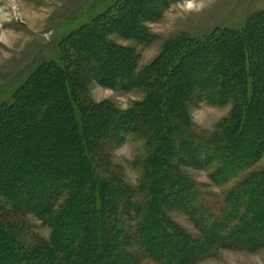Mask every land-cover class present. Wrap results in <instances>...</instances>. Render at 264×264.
I'll list each match as a JSON object with an SVG mask.
<instances>
[{
    "label": "trees",
    "instance_id": "trees-1",
    "mask_svg": "<svg viewBox=\"0 0 264 264\" xmlns=\"http://www.w3.org/2000/svg\"><path fill=\"white\" fill-rule=\"evenodd\" d=\"M128 2H122L114 11L102 14L93 23L72 33L66 39L62 61L40 66L16 93L14 101L0 106V169L6 173L0 179V187L4 186L0 188V264H54L58 259L63 260L61 264L117 262L123 238L110 233L114 231L110 224L112 217H118L120 212L123 214L125 207L134 209L137 221L142 223L139 231L145 233L143 247L146 246V252H153L154 246L160 247L157 240H164L163 235H154L158 222L156 212L162 206L160 200L167 189L160 184L168 180L167 187L173 196H179L173 197L179 203L183 204L187 197L183 173L178 169V174L172 175L171 164L186 156L197 166L214 164L211 178L220 184L247 166L256 165L261 156L264 149V39L259 37V32L264 31V11L243 30L222 31L217 28L203 40L178 38L166 45L154 63L140 71L134 58L124 56L122 51L103 42L117 24L122 31L125 28L139 33L137 39L140 42L151 41L152 36L135 25L138 1ZM125 5L130 8L128 13L124 12ZM100 45L107 52L103 60L95 55L101 65L119 59L108 67V73H112L107 77L111 86L126 91L141 90L146 95L145 100L127 114L110 120L114 119L113 125L121 126L124 132H140L152 140L149 142L151 162L145 169L147 180L151 181L150 190L155 196L150 205L133 201V193L128 188L117 187L98 177L102 142L107 138L103 131L111 122L102 117L111 115H101L102 119H98L102 122L100 125L97 120L93 121L100 110L84 96L83 89L87 85V76L94 72L89 57ZM181 70L187 72L185 74L193 84L200 75L209 80L197 91L203 94L202 100L212 105L215 102L218 105L233 104L230 118L209 138L192 135L187 106L188 89L192 84L189 80L181 84L171 80ZM212 77L215 81L211 83ZM99 78L103 77L100 75ZM20 126L19 137L15 133ZM43 127L64 131L74 143L72 149L67 150L76 159L72 171L46 165L56 152H61L53 141L46 149H40L41 142L50 140ZM19 140L20 147L11 151V145ZM183 147L187 149L182 152ZM199 148L203 149L202 153L196 152ZM174 152L178 159L172 155ZM85 168L87 176L84 177L80 172ZM20 169L26 172L22 173ZM89 175L92 178L89 179ZM78 178L85 179L80 182V187L74 182ZM83 189L87 194L81 197ZM237 191L240 193H235ZM184 195L186 197L182 198ZM124 197L125 200H121ZM192 200L185 202L186 208L202 210ZM262 200L264 171L247 174L237 190L226 194L223 209L224 213L229 210V218L237 219L234 230L247 226L245 221L255 214L258 218L252 222L254 227L251 226L250 230L264 232ZM77 206L80 211L73 213L72 209ZM148 206L150 208L146 209ZM29 210L39 214L47 224H52V235L48 240L44 238L30 245L22 243L19 223L23 228L29 221L24 217L26 223L15 222L12 217ZM142 210H145L144 214L138 217ZM75 217L79 221L76 222ZM107 229H111L108 234ZM256 238L255 235L240 236L238 240L246 244L259 242Z\"/></svg>",
    "mask_w": 264,
    "mask_h": 264
},
{
    "label": "rangeland",
    "instance_id": "rangeland-1",
    "mask_svg": "<svg viewBox=\"0 0 264 264\" xmlns=\"http://www.w3.org/2000/svg\"><path fill=\"white\" fill-rule=\"evenodd\" d=\"M124 1L129 3L128 0H0V106L12 103L16 93L30 80L40 66L52 61H62L66 39L72 33L93 23L102 14L112 9L114 11ZM137 1L135 25L139 30L149 33L152 36L151 41L142 43L137 39L139 33L125 28L122 31L121 26L117 24L115 28H111L103 42L119 49L124 56L134 58V64L137 63L140 71H144L154 63L162 55L166 45L178 38L189 37L194 40H203L210 37L217 28L222 31L243 30L253 21L252 19L264 11V0H211V5L205 7H201V0H141V3ZM124 9V12L130 10L126 5ZM259 37L264 39V31L259 32ZM95 55L103 60L107 52L100 45L97 46L95 52L93 51L92 57H89L88 62L92 70L94 67V72L87 76V85L83 93L93 102V106L100 110L97 117L92 119L95 122L97 120L100 125L102 122L98 119L110 120L115 116L119 117L120 114H127L128 110L143 102L146 95L137 89L126 91L119 87H112L107 78L112 74L108 73V67L118 62L119 59L116 58L115 61L101 65V61L97 60ZM255 64L259 65L260 62L255 61ZM185 73L187 72L182 70L176 72L171 78L172 82L186 83L190 77ZM100 75L102 79L99 78ZM189 81L192 85L188 89L187 106L188 122L191 123L193 129L192 135L200 139L204 136L209 138L212 134H216L223 123L230 118L233 104L218 105L219 103L215 102V105H212L202 100L203 94L197 91L201 84L209 81L205 76L200 75L194 84L191 79ZM210 81L214 82L215 78L212 77ZM224 113L227 115L221 118ZM101 115L108 116L101 118ZM259 118H262V114ZM58 120L56 118V121ZM25 121L29 122V119ZM25 121L23 122L26 124ZM112 121L103 131L107 138L102 142V152L97 169L98 177L106 182H112L117 187L128 188V191L133 193V201L140 200L150 205V202L155 200V196L150 190L151 181L147 180L149 177L145 174V169L151 162L152 148L149 142L152 140L147 134H142L145 138L144 148L134 165H121L113 162L110 156L111 146L123 138L121 133L124 130L121 126L118 127L119 125H113ZM194 123L201 127L194 126ZM43 128L46 129L50 140L41 142L40 149H46L52 144L50 141H53L61 152H56L54 158L46 165L52 168L59 167L62 171H72L76 159L68 154L67 150L72 149L74 143L69 140L64 131ZM101 128L103 130V124ZM19 129L21 126L14 133L20 137ZM41 130L43 129L40 128ZM20 141L14 142L9 149L11 151L18 149ZM185 149L187 148L183 147L181 151ZM202 151V148L196 150L199 153ZM177 154L174 152L172 155L178 159ZM260 155L256 165L247 166L240 173L220 184L211 178L212 169L215 168L214 164L209 167L203 164L197 166L188 156L182 161L179 159L174 162L175 166L179 165L178 168L169 162L172 175L178 174V169L183 173V188L187 197L184 195L182 198L186 197L185 202L193 199L195 205L202 210L186 208L185 202L182 204L176 201L175 198L179 196H173L167 187L169 184L166 180L160 184L162 188L167 189L163 193V199L160 200L162 206L156 212L158 226L156 225L157 229L154 231V235H163L164 240L160 241L161 238L157 240L160 247L156 245L153 252H146V246L143 247L145 233L139 231L142 223L137 221L134 209L125 207L123 214L120 212L118 217L113 216L111 219L110 228L114 231L110 232L111 229H107V234L110 232L123 238L118 260L112 264H219L221 256L225 259L230 256L225 249L244 250L264 247V232L255 233L250 230L251 226L254 227L252 222L258 218V215L254 214L250 220H246L247 226L234 230L235 225L233 224L237 219L229 218L227 216L229 210L224 213L223 209L226 205L224 204L226 194L237 190L247 174L264 171V149ZM133 166L139 170V176L132 170ZM20 170L22 173L26 172L25 169ZM80 173L84 177L87 176L86 168ZM5 175L6 173L3 174L0 169V179H3ZM78 179L74 181L76 187H80L85 181V179ZM86 194L83 189L81 197ZM121 200H125V197ZM262 201L264 204V200ZM148 208L150 207L146 209ZM79 209V206L73 208V213L79 212ZM33 210L23 211L16 217H12L15 222L29 221L23 228L19 223V233L24 245H30L44 238L48 240L52 235V224L44 222L39 217L40 215L34 212L36 210ZM144 211H139L138 217H142ZM24 217L27 221L23 219ZM75 220L79 221L76 217ZM114 220L118 221L112 223ZM232 232L235 233L229 238ZM251 235L258 237L256 239L259 242L251 241L246 244L238 240L240 236L243 238ZM62 262L63 260L58 259L54 264Z\"/></svg>",
    "mask_w": 264,
    "mask_h": 264
},
{
    "label": "clouds",
    "instance_id": "clouds-1",
    "mask_svg": "<svg viewBox=\"0 0 264 264\" xmlns=\"http://www.w3.org/2000/svg\"><path fill=\"white\" fill-rule=\"evenodd\" d=\"M211 0H201V7L210 6ZM194 107H197L194 105ZM227 113H224L221 118H224ZM196 127H201L195 124ZM214 126V125H213ZM203 130V129H202ZM123 137L119 142L113 143L110 149V156L113 162H118L121 165H134V162L141 156L145 144V138L135 132H122ZM134 172L139 176V170L134 166ZM230 253V256L225 259L223 256L219 259V264H264V247L258 249H225Z\"/></svg>",
    "mask_w": 264,
    "mask_h": 264
}]
</instances>
